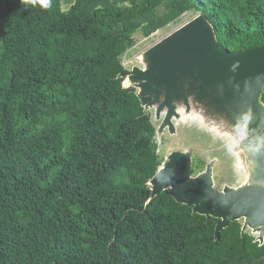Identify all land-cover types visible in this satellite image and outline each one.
<instances>
[{
  "label": "trees",
  "instance_id": "1",
  "mask_svg": "<svg viewBox=\"0 0 264 264\" xmlns=\"http://www.w3.org/2000/svg\"><path fill=\"white\" fill-rule=\"evenodd\" d=\"M191 12L226 52L264 47V0H0V264H264L242 221L216 240L151 199L165 158L123 59Z\"/></svg>",
  "mask_w": 264,
  "mask_h": 264
},
{
  "label": "water",
  "instance_id": "2",
  "mask_svg": "<svg viewBox=\"0 0 264 264\" xmlns=\"http://www.w3.org/2000/svg\"><path fill=\"white\" fill-rule=\"evenodd\" d=\"M139 65L120 75L136 89L145 113L163 135L192 124L226 140L241 159L236 184L215 186L211 160L196 173L189 151H174L149 181L151 199L168 191L180 204L218 221L216 240L233 222L264 245V47L226 52L212 23L198 15L146 50ZM181 131V130H180Z\"/></svg>",
  "mask_w": 264,
  "mask_h": 264
},
{
  "label": "rangeland",
  "instance_id": "3",
  "mask_svg": "<svg viewBox=\"0 0 264 264\" xmlns=\"http://www.w3.org/2000/svg\"><path fill=\"white\" fill-rule=\"evenodd\" d=\"M64 7L68 8L66 2ZM197 15L195 12L186 14L182 19L178 20L172 26L165 30H160L157 33L152 34L147 38H138L136 46L126 55H124L123 64L126 68L133 69L139 65L140 56L149 48L156 45L158 42L165 39L167 36L172 34L174 31L185 25L187 22L194 19ZM125 87H129L128 80L124 82ZM152 120V119H151ZM156 128L159 126V122H152ZM181 130V131H180ZM217 134L212 135L206 132V130L199 129L194 124L190 128L181 126L179 128V135L170 136L165 133L163 135V143L160 155L165 158L171 152L174 151H189L192 155L193 161L196 164L204 167L213 159H217V164L214 166L213 175L215 180V186L218 190H222L225 185L236 184L237 178L243 180L246 177H240L243 173L238 172V166L241 164L240 157L233 153V149L226 151L227 143L226 140H221ZM202 170L197 171L199 173Z\"/></svg>",
  "mask_w": 264,
  "mask_h": 264
},
{
  "label": "clouds",
  "instance_id": "4",
  "mask_svg": "<svg viewBox=\"0 0 264 264\" xmlns=\"http://www.w3.org/2000/svg\"><path fill=\"white\" fill-rule=\"evenodd\" d=\"M127 80V79H126ZM129 87H131V86H129ZM203 172V171H202ZM198 174V173H197ZM242 233V232H241Z\"/></svg>",
  "mask_w": 264,
  "mask_h": 264
},
{
  "label": "flooded vegetation",
  "instance_id": "5",
  "mask_svg": "<svg viewBox=\"0 0 264 264\" xmlns=\"http://www.w3.org/2000/svg\"><path fill=\"white\" fill-rule=\"evenodd\" d=\"M200 173V172H199Z\"/></svg>",
  "mask_w": 264,
  "mask_h": 264
}]
</instances>
